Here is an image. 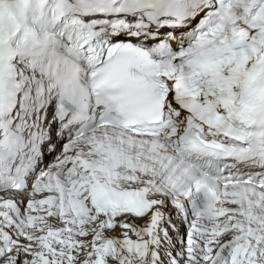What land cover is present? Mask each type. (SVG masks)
I'll return each instance as SVG.
<instances>
[{
    "label": "snow or ice",
    "instance_id": "snow-or-ice-1",
    "mask_svg": "<svg viewBox=\"0 0 264 264\" xmlns=\"http://www.w3.org/2000/svg\"><path fill=\"white\" fill-rule=\"evenodd\" d=\"M0 264H264V0H0Z\"/></svg>",
    "mask_w": 264,
    "mask_h": 264
}]
</instances>
